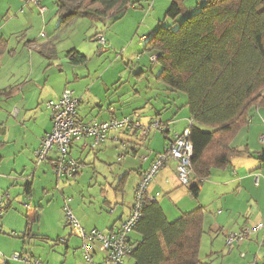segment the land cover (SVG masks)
Returning a JSON list of instances; mask_svg holds the SVG:
<instances>
[{
	"label": "crops",
	"instance_id": "0c3cea01",
	"mask_svg": "<svg viewBox=\"0 0 264 264\" xmlns=\"http://www.w3.org/2000/svg\"><path fill=\"white\" fill-rule=\"evenodd\" d=\"M2 1L3 2H0V39L6 40L8 50L0 62L2 64V69L4 67L3 62L6 59L13 61V63L11 66L12 71H10L12 73L11 77L5 79L4 75L0 81V90L7 91V95L1 97L0 101L3 99H7L6 101L11 100L14 107L13 114L16 119V125H13L12 128H15L18 133H16V135L14 134L15 136L12 138L11 129L8 130L7 128L4 131V128H2L1 130L5 134V139L7 138V143L12 142L14 144L15 151L17 150L20 153L29 152L30 156L35 160V151L38 149L41 139L47 133L51 132L52 121L50 119V111L48 110L49 114L47 115V118L43 121L38 131L33 134L31 140H29V136L27 137L26 134L22 133L26 130L24 129L26 123L25 120L21 121L20 117L22 116L27 119L29 118L28 116L30 112V104L27 101L28 96L22 94V97L19 98L20 100L18 99V97H20V92H22V84L24 82H35L33 80V69L36 64L44 66V61H49L50 64L48 67L50 68L53 66L52 61L58 59V43L62 42L64 38L68 39L69 45L72 47L71 50L75 49L83 55V49L80 47V38L90 28V23L84 18L77 20L70 28H60L61 18L58 13V0H42V5L47 8V13L48 10H50V5L51 11L55 16L54 18L46 16L41 19L42 21L39 20L38 22H36L33 17V10L31 8L32 4L29 0ZM140 1L142 0H136L135 5H131L129 10H135L137 7L136 4ZM161 1L164 3L166 10L172 3V0H167L169 4L164 2V0ZM177 1L181 4L188 2L190 9L196 8L194 7V4L199 6L203 3L202 0ZM157 5L158 4L154 5L152 12H154ZM56 16L59 21L58 27H55L57 21L55 18ZM162 18L163 14L158 16L156 22L160 23ZM106 20L109 19H105L102 22H105ZM94 21L97 22L99 20ZM155 30L150 31L149 34L154 33ZM99 35L103 34L99 33L97 39ZM145 39H147V37H144L143 41H145ZM19 56L21 59L17 60ZM67 61L70 60L67 58ZM7 75L9 76V74ZM139 83L145 85L143 76L140 78ZM93 89L94 87L89 89L88 93L93 95ZM61 96L62 95L53 101H58ZM94 99L97 100L95 96ZM17 102H20L19 105H21V111L15 106ZM100 102L103 101L99 100L97 102H91L88 99L84 100L81 98L78 109L80 120L84 123H102L107 122L114 117L122 119L137 113V109H135L133 114L129 115L126 106L121 107L118 110H113L107 105V103H105L106 105H99L103 104ZM95 108L99 109L97 115ZM139 114L141 122L144 125L149 124L154 118L159 117V115L156 116L150 112ZM38 119L35 120V123ZM182 120H186L187 125L181 132L174 133H171L170 129L172 121H166L168 131L165 133L161 132L165 144H163V141L160 143L157 142V135L154 134L155 143L153 144L151 142L152 139H149V146H146V143H144L145 140L143 142L139 138L138 133L118 130L110 131L108 133V140L96 150L93 149V137L85 138L81 142L72 144L70 156L72 159L80 162L83 166L81 172L74 178L80 177L86 167L93 169L94 174L97 175L95 161L97 159L99 160V158H102L101 161L107 166H109L115 159H118L117 170L113 171V169H110L112 176L119 179V185L115 188L114 194H112L113 202L111 203L108 198H104L105 208L108 210L107 216L102 217V213H99L97 214L99 215L97 218H93L94 211L91 206H85L82 208L79 205H75L76 209L74 206L76 219L87 233L93 231L104 233L115 231L120 227L122 222L128 218L134 204L135 189L140 181L141 174L150 169L156 155L165 152L176 135L183 134L189 128L191 123L190 113L189 116H184ZM251 123L252 120L250 119L249 124ZM243 129L233 141L232 146L237 150V153L232 157L230 165L227 168L214 169L212 171L211 176L203 182L198 198H195L190 193L188 187L180 185L176 173L177 164L174 160L168 162L149 188V194L153 197L159 194L157 186H160V188L164 190V194L167 195V198L164 199L163 203H160L159 201L158 203L170 222L176 221L183 215L199 208L203 209L204 235L202 237L201 246L203 243H208L211 246L206 261H203L208 264H219V261L220 264H230L232 255L225 257L224 253L229 252V254H231L234 252L232 251L233 249H237L241 256L242 252H244L245 257L242 258L247 259L248 264H251L255 260H260L264 256V229L253 233L240 247L232 249L228 248L229 250L224 248L225 239L228 234L238 232L243 228L255 229L260 224L264 225V161L260 155L264 150V146L259 142L260 136L264 135V133L262 132L258 137V140L255 141V147L253 148H251L250 145H243L244 143L235 146L236 139H238ZM146 140V142H148V138ZM143 150L145 152H143ZM120 153H122V155H120ZM132 157L137 158L140 162L136 163V161L131 160L130 158ZM56 158L57 154L56 152H53L48 161L39 165L37 168L35 164V168L32 172H28L26 166H24L22 170L14 169L5 175H0V191L3 193L8 192L11 196L4 216L5 220L3 223H0V226L3 228L4 224L8 225V227H13V219H15L17 215L13 214L12 211H17L16 202L18 200L22 201L28 199L27 201L30 202L31 209L25 213L27 217L25 231L24 233H21L23 236L18 238L21 243L17 242L13 251L26 252V254L28 253L33 259H38L41 264H85L84 253H82V250L81 253H74L73 256L69 253L70 240H65V238L63 239L59 237V240L54 241L45 231L43 233H41L42 231H39L38 234H34L33 231L30 230L29 212L32 211L33 206L35 207V215L39 213V210H43L44 208V205L42 204L44 194L40 195L37 199L36 185L38 182L42 183L43 192L49 190L52 185L50 180H45L46 176L39 177L37 180V172L41 167H44V175H46L45 169L47 168H49L54 174V161ZM91 158H93L92 161ZM135 168L137 169L136 181L133 188V194L128 199L125 192L126 181L131 176L132 170H136ZM121 181L123 185L121 184ZM29 184L30 186L28 187ZM61 195L64 200V198H66L65 195L63 193H61ZM35 199L38 201L33 203ZM68 200L70 207V204H74L75 200H72V202L71 199L68 198ZM64 203L60 204L61 210H63ZM170 217H173L174 219L171 220ZM34 219L37 218L34 217ZM38 219L40 220V217H38ZM62 221L63 220H60L58 224L62 225ZM17 227L18 226H15V228ZM12 234L15 235L13 236ZM11 236L16 238L17 233L12 231ZM131 237L134 242L141 240V237L134 233L131 234ZM205 238H207L206 241L204 240ZM49 242L55 243V246L59 243L66 246L64 261H62V256L60 257L58 254H55L57 258H52V253L46 255V245H48ZM38 244H41V246H38ZM96 245L97 244H94V246ZM219 246L221 250L217 249ZM53 247L54 246H52V248ZM0 248L5 250L3 247ZM52 248L51 252H55L54 250L52 251ZM98 255H100L99 251L97 250V247H95L93 250L94 261L96 263H102V260L97 261ZM126 261H128L129 264H134V261L129 257L126 258L124 264H126Z\"/></svg>",
	"mask_w": 264,
	"mask_h": 264
},
{
	"label": "trees",
	"instance_id": "16d2710c",
	"mask_svg": "<svg viewBox=\"0 0 264 264\" xmlns=\"http://www.w3.org/2000/svg\"><path fill=\"white\" fill-rule=\"evenodd\" d=\"M131 5L133 0H58L60 28L84 18L117 22ZM181 16L177 30L160 24L145 48L157 57L156 81L187 99L194 150L187 187L198 198L212 171L230 165L237 153L233 141L249 125L251 111L264 107V0H205L191 10L172 0L166 19ZM7 50L0 39V61ZM66 57L73 65L87 60L75 49ZM5 95L0 90V98ZM260 155L264 161V150ZM133 233L141 237H129L134 264H208L200 258L202 208L170 222L158 200L147 201Z\"/></svg>",
	"mask_w": 264,
	"mask_h": 264
},
{
	"label": "rangeland",
	"instance_id": "374dc122",
	"mask_svg": "<svg viewBox=\"0 0 264 264\" xmlns=\"http://www.w3.org/2000/svg\"><path fill=\"white\" fill-rule=\"evenodd\" d=\"M133 1L135 2L136 0ZM202 1L204 2L205 0ZM0 2L3 1L0 0ZM164 2H167V0H164ZM167 3L169 4V2ZM155 4L158 5L154 12H152ZM136 5L137 7L135 10H129V8L117 22H114L113 19L106 20L105 22H96L91 19L86 20L90 23V28L81 36V45L79 44L83 49V56L87 58L84 64L73 65L70 61H67L66 54L72 47L69 45L68 39L64 38L62 42L58 43V59L52 61V67H48L50 64L49 61H44V66L35 65L33 69V80L35 82H24L21 87L23 93L20 92V97H18V99L21 98L22 94L28 96L27 101L30 104L29 118L25 119L21 116L20 119L21 121L25 120L26 124L24 129L26 130L22 133L26 134L27 137L29 136V140L33 138V134L38 131L43 121L47 118L49 114L47 104L62 95L65 89L74 92L78 99H88L91 102L101 100L103 102L100 103L103 104L99 105H106L105 103H107L113 110H118L126 106L129 115H132L135 109H137V113L150 112L156 116L159 115V117L154 118V120H159L163 123L169 120L172 121L171 123L173 125H170L171 133L181 132L185 128L187 122L182 119L184 116H189V110L183 108L187 99L183 95H178L179 97L176 98L171 93L168 94L165 91L166 87L156 81V76L160 68L158 65L152 66V52L146 50L145 41H143V38L148 37L150 31L157 29L160 24L170 27L172 30H177L179 24L183 20V16L176 20L166 19V13L170 7L166 10L161 0H142ZM182 5H184L187 10H191L188 2ZM194 7H197L196 4H194ZM31 8L36 22L39 20L42 21L41 19L46 16L49 18H54L55 16L51 11L50 5V10H48V13L46 12V14H44L45 16L43 15L44 17L39 14L36 7L31 5ZM162 14L163 18L160 23L156 22L158 16ZM55 18L57 20L55 27H58V17L56 16ZM70 27H72V25L69 26V28ZM97 33L103 34L106 39V49H104L103 52L100 51L102 46L98 42ZM19 59H21L20 56L17 60ZM12 63L13 61L6 59L3 62V69L1 64L2 71L0 69V81L4 75L5 79L11 77L12 73L10 71H12ZM7 74H9V76ZM142 76L144 77L145 85L139 83ZM92 87H94L93 95L88 93L89 89ZM94 96L97 100L94 99ZM6 100L7 99H3L0 101V175H5L14 169L22 170L24 166H26L28 172H32L35 168V160L30 156V153L15 151L14 144L12 142L7 143V138L5 139V134L1 130L2 128H4V131L7 128L8 130L11 129L12 138L18 133L15 128H12L13 125H16L15 115L13 114V104L11 100ZM19 104L20 102H17L15 106L21 111V105ZM95 110L97 115L99 109L95 108ZM250 118L252 123L243 129L238 139H236L235 146L244 143L243 145H250L251 148H253L255 147V141L258 140L262 132L264 133V107L252 110ZM36 119H38V121L35 123ZM154 134L157 135V142L160 143L163 141V144H165V140L160 131L151 132L148 136V142H146L147 140L144 142V139L139 138L146 143V146H149V139H152L151 142L153 144L155 143ZM143 152L145 151L143 150ZM120 155H122V153H120ZM101 159L102 158H99V160L97 159L95 161L97 175L94 174L93 169H90V167H86L80 177L70 180L64 178L57 180L55 174H53L49 168L45 169L46 175H44L43 172L44 167H41L37 172V180L39 177L46 176L45 180H50L52 185L46 192L42 190V183L38 182L36 185L37 199L40 195L44 194V199L42 201L44 208L43 210H39V213L35 215V207L33 206L32 211L29 212L30 230L33 231L34 234H38L39 231H42L41 233L45 231L54 241L59 240V237L70 240L69 253L72 256L74 253H81V250L82 253H84L82 249L83 241L72 235L71 228L68 226L66 220V214L64 210H61L60 204L64 203V200L66 201L68 198L71 199V202L75 200L76 203L70 204L74 216L76 209L75 205H79L82 208L91 206L94 211L93 218H97V216H99L97 214L99 213H102V217L107 216L108 210L105 208L104 198H108L111 203L113 202L112 194H114L115 188L119 185V179L112 176L110 169H113V171L117 170L118 159L112 161L109 166L103 164ZM130 159L136 161V163L140 162L137 158L132 157ZM92 160L93 158H91V161ZM136 172L137 169L132 170L131 176L126 181L125 192L128 199L133 194ZM157 189L160 194L157 200L163 203L167 195L164 194V190H162L160 186H157ZM2 193L3 192L0 191V194ZM61 193L66 197L64 200ZM37 199H35L33 203H35V201L37 202ZM27 200L28 199L22 201L18 200L16 202L17 211H12L13 214L17 215V217L13 219V227H8V225L4 224L3 228L0 226V247L5 249L3 250L0 248V254L8 260L15 253V251H13L15 244L17 242L21 243L18 238H21V236H23L21 233L25 231L27 217L22 204L24 202H29ZM34 217L37 219H34ZM38 217H40V220ZM2 219L0 223H3L5 220L4 217ZM170 219L172 220L174 218L170 217ZM60 220H63L62 225L58 224ZM15 226L18 227L15 228ZM12 231L17 233L16 238L11 236ZM204 240L206 241L207 238ZM95 244L97 245H92V250L97 247L99 251L98 243ZM38 246H41V244H38ZM52 246L54 247L52 248ZM77 247L82 248L78 249ZM46 248V255L52 253V258H57L55 254H58L60 257L62 256V261H64L66 250L64 244L59 243L55 246V243L49 242ZM51 248L52 251L54 250L55 252H51ZM224 248L228 249L226 244ZM217 249L221 250L220 246L217 247ZM210 250L211 246L208 243L202 244L200 258L203 261H206ZM232 251L234 252L231 254H229V252L224 253L225 257L232 255L230 264H248V260L243 259L237 249H233ZM21 253L26 254V252ZM99 254L97 261H103L104 256L100 252ZM242 254L245 253L242 252ZM0 264H2L1 261ZM10 264L20 263L10 262ZM126 264H129L128 261H126Z\"/></svg>",
	"mask_w": 264,
	"mask_h": 264
},
{
	"label": "built area",
	"instance_id": "2783aa9c",
	"mask_svg": "<svg viewBox=\"0 0 264 264\" xmlns=\"http://www.w3.org/2000/svg\"><path fill=\"white\" fill-rule=\"evenodd\" d=\"M29 2L36 7L40 15L43 16L47 12V8L42 5V0H29ZM98 42L102 46L100 51L103 52L106 49V40L103 35L98 36ZM151 61L155 64L157 57L153 55ZM79 106L80 99L69 89H65L58 101L47 104L52 121V130L41 139L40 145L35 151V164L36 168L39 167V165L49 160L53 152H56L54 174L57 180L63 178L70 180L81 172L83 166L71 158L70 149L72 144L81 142L85 138L93 137V149L96 150L108 140V133L112 130L133 131L138 133L139 137L144 140L153 131L163 133L168 130V125L159 120H153L149 124L144 125L141 122L139 113H134L132 116L122 119L114 117L102 123H84L79 118ZM189 135V129L182 135H176L167 150L156 155L150 169L141 174L140 181L135 189L131 213L114 232L93 231L87 233L73 215L69 207V200L65 201L63 210L66 214L68 226L71 228L72 234L83 241L82 249L84 251L85 264H124L133 249V246L129 244V237L141 219L144 204L147 201L155 202L160 197V194L154 197L149 194L150 185L170 160H174L177 164L176 173L180 185L189 186L192 173L191 162L194 154L193 146L188 140ZM259 142L264 146V135L260 136ZM10 199L11 196L8 192L0 194V220L6 214ZM22 205L25 211H30L31 204L29 202H24ZM263 229V224L258 225L255 229L243 228L238 232L228 234L225 244L229 249L240 247L253 233ZM12 235L14 236L15 234ZM95 243H98L99 252L104 256L103 263L94 261L92 245ZM242 257L244 258L245 254H242ZM0 261L2 264H10V262L41 264L40 261L21 252H15L9 260L0 254ZM251 264H264V256Z\"/></svg>",
	"mask_w": 264,
	"mask_h": 264
}]
</instances>
